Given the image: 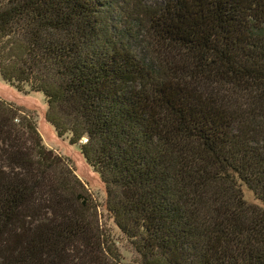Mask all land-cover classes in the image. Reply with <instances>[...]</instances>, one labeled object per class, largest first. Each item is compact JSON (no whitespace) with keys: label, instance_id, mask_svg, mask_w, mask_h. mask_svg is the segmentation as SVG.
<instances>
[{"label":"trees","instance_id":"trees-1","mask_svg":"<svg viewBox=\"0 0 264 264\" xmlns=\"http://www.w3.org/2000/svg\"><path fill=\"white\" fill-rule=\"evenodd\" d=\"M0 77L44 96L143 264H264V0H0ZM22 109L0 98V264H120Z\"/></svg>","mask_w":264,"mask_h":264},{"label":"rangeland","instance_id":"rangeland-1","mask_svg":"<svg viewBox=\"0 0 264 264\" xmlns=\"http://www.w3.org/2000/svg\"><path fill=\"white\" fill-rule=\"evenodd\" d=\"M149 4H155L161 0H144ZM149 42L146 46L145 41ZM152 39L146 37L141 39L138 53L148 55L147 51L156 52L162 57L163 53L160 47L152 45ZM160 48V49H156ZM177 58H184L181 53L172 52ZM28 90V89H26ZM0 98L6 102H10L17 107H20L23 112L34 116L37 123V129L42 138L43 144L49 150H53L56 154L67 158L72 163L75 174L87 187L92 195V198L97 202L101 223L106 233L115 241L118 253L120 255V264H143L141 257L134 251L128 239L118 229L111 215L107 212L106 204V190L104 184L101 182L99 176L85 163L80 155L77 146L70 145L69 138H58L54 128L45 121L46 103L44 96L41 93L21 92L19 93L15 88L6 84L0 77ZM33 118V117H32ZM244 193L249 203L258 204L253 195L244 189ZM259 205V204H258Z\"/></svg>","mask_w":264,"mask_h":264}]
</instances>
